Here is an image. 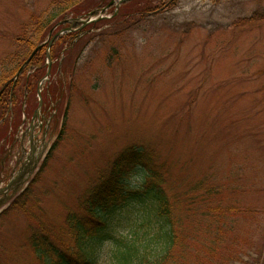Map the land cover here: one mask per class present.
I'll return each mask as SVG.
<instances>
[{
	"label": "rangeland",
	"instance_id": "obj_1",
	"mask_svg": "<svg viewBox=\"0 0 264 264\" xmlns=\"http://www.w3.org/2000/svg\"><path fill=\"white\" fill-rule=\"evenodd\" d=\"M52 1L0 0V58L17 49L15 38L31 16L50 11ZM176 4L136 24L129 18L110 28L97 24L66 88L62 139L51 149L61 115L52 110L43 119L33 110L13 149L0 151V186L25 172L15 196L35 180L29 193L39 200L26 216L9 209L13 198L0 205V264H40L29 245L38 222L62 239L66 213L79 211L86 188L131 145L154 157L132 172L130 186L160 171L184 244L211 239L209 213L233 206L237 213L222 216L229 228L223 239H251L253 249L243 247L247 264L258 254L252 264H264V0ZM141 209L134 203L119 210L118 230L135 232ZM115 247L103 241L97 264H116Z\"/></svg>",
	"mask_w": 264,
	"mask_h": 264
},
{
	"label": "trees",
	"instance_id": "obj_2",
	"mask_svg": "<svg viewBox=\"0 0 264 264\" xmlns=\"http://www.w3.org/2000/svg\"><path fill=\"white\" fill-rule=\"evenodd\" d=\"M110 1L53 0L50 11L31 16L23 33L15 38L17 49L9 56L0 58V151L9 146L13 148L17 129L24 122L23 116L30 117L37 106V84L45 75V52L53 26L59 25V29L72 27V31H65L52 40L50 59L51 62L57 60V63L55 66L52 64L51 75L42 84V111L56 110V116L60 114L62 117L51 149L64 135L70 107L66 88L72 86L74 65L85 44L89 43L95 26L105 24L110 28L115 22H126L128 18L136 24L147 17L158 15L162 9L166 11L175 7L178 2L125 0L118 8L115 4L110 6L104 13L109 18L95 21L87 27L80 28V23L72 25L69 21L93 10L97 13ZM255 15H259L258 11ZM261 15L256 19L263 18ZM252 19L254 17L249 20ZM60 60L62 65L58 63ZM56 116L53 121H56ZM149 150L131 145L122 148L111 159L106 170L100 173L97 181L90 184L81 196L79 211L71 210L66 213L62 239L57 240L48 234L43 224L38 222V229H34L29 236V245L40 264H97L98 249L103 241L115 244L113 255L116 264L248 263V255L243 247L246 245L253 249V241L248 238L229 241L222 237L229 231V228L222 225V216L237 213L239 208L231 206L228 210L212 209L209 218L214 223L213 236L193 246L184 244L187 235L183 236L184 230L174 215V203L168 197L163 186L164 178L157 168L149 170L141 186H130L129 177L132 172L140 165L152 164L154 156ZM34 181L9 203L10 210L19 211L26 216L37 207L39 200L29 193ZM134 203L142 206L140 222L135 223L136 230L131 232L133 235L120 232L118 229L121 226L118 227L115 215L123 207ZM245 213L249 215L250 210L246 209ZM33 221L34 217H30L28 224ZM138 228L143 232L140 236ZM255 256L251 264L255 259L258 262L260 258L259 254Z\"/></svg>",
	"mask_w": 264,
	"mask_h": 264
},
{
	"label": "water",
	"instance_id": "obj_3",
	"mask_svg": "<svg viewBox=\"0 0 264 264\" xmlns=\"http://www.w3.org/2000/svg\"><path fill=\"white\" fill-rule=\"evenodd\" d=\"M106 8H107V6H105L104 9H106ZM104 9L102 11H104ZM89 15H92V13H90ZM47 59H48V63H49V54H47ZM50 64L51 63H49V66H48V69H47V72H46V76L43 79L47 78L48 75H49ZM39 91H40V89L38 88V91H37L38 96H39ZM41 104H42V101H41V98H40L38 106H37L38 108L35 110V112L33 114L34 117L37 116L40 113ZM30 160L33 161V162H31L33 164H32V167L30 168L31 169L30 171H32L35 168V166H36V164L38 162L37 161L38 159L37 158H35V159L30 158ZM24 175H25V172L22 173L21 171H18V174L12 180H10V182L8 183L7 186L4 187V189L0 190V193H3L5 190H9V189H12L13 192H15L16 187L13 188L14 184L18 186V184H20V182H22V179L24 178Z\"/></svg>",
	"mask_w": 264,
	"mask_h": 264
},
{
	"label": "flooded vegetation",
	"instance_id": "obj_4",
	"mask_svg": "<svg viewBox=\"0 0 264 264\" xmlns=\"http://www.w3.org/2000/svg\"><path fill=\"white\" fill-rule=\"evenodd\" d=\"M7 196H8L7 194L2 195V197L0 198V204L2 203L4 197L6 198Z\"/></svg>",
	"mask_w": 264,
	"mask_h": 264
}]
</instances>
